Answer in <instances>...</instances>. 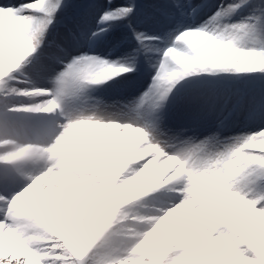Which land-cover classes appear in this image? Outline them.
I'll return each instance as SVG.
<instances>
[{
	"label": "snow or ice",
	"instance_id": "snow-or-ice-1",
	"mask_svg": "<svg viewBox=\"0 0 264 264\" xmlns=\"http://www.w3.org/2000/svg\"><path fill=\"white\" fill-rule=\"evenodd\" d=\"M245 53L264 59V0L0 3V264H264V68ZM141 73L128 119L67 104ZM243 80L258 90L196 87ZM81 130L90 167L64 175L47 154ZM218 166L247 222L173 223L189 178Z\"/></svg>",
	"mask_w": 264,
	"mask_h": 264
},
{
	"label": "clouds",
	"instance_id": "clouds-1",
	"mask_svg": "<svg viewBox=\"0 0 264 264\" xmlns=\"http://www.w3.org/2000/svg\"><path fill=\"white\" fill-rule=\"evenodd\" d=\"M208 44V41L198 40L195 46L204 47ZM237 59L246 68L254 67L257 64L264 68V59L252 57L250 53L242 54ZM76 115L78 113L74 112L73 117ZM88 143L84 130L70 134L47 154V159L52 160L62 174L79 176L81 171L90 167ZM260 146L264 147V142H261ZM216 171L221 173L224 172V169L218 166ZM227 175V172H224L223 175L217 174L213 181H209L203 176L198 180H193L190 177L184 189L187 203L183 207L177 206L172 222H188L193 231L206 225L214 227L217 231H223L220 225L225 219L235 223L247 222L246 216L240 211L243 209V204L239 202V194L231 191V185L225 182ZM118 200L119 196L113 198V205L117 213L120 212ZM200 238L205 239L202 233Z\"/></svg>",
	"mask_w": 264,
	"mask_h": 264
},
{
	"label": "rangeland",
	"instance_id": "rangeland-1",
	"mask_svg": "<svg viewBox=\"0 0 264 264\" xmlns=\"http://www.w3.org/2000/svg\"><path fill=\"white\" fill-rule=\"evenodd\" d=\"M18 2H26V0H18ZM13 3V2H12ZM71 14V9L69 12L64 13L63 16H69ZM62 16V17H63ZM58 28V29H57ZM53 29L49 35V39H53L59 35L62 31L61 27H57ZM233 75L239 76H250L255 75V73H233ZM133 80L132 77L125 80H119L118 83H112V85L103 86V87H95L90 86L89 88L85 89L82 94L77 97L71 98L67 104L72 109H82V110H97L101 114L104 115H115L119 119H128L131 117V113L127 110L125 105L127 102L124 100V97H129V94L126 91H123L120 86L123 84L129 83ZM44 86L43 84H40ZM226 88L222 89L220 93L230 92L233 89H252L256 88L258 90L259 84L254 83L252 81L243 80V81H229L226 83ZM132 98V97H129ZM119 100V104H114V101ZM172 118L175 120L172 116Z\"/></svg>",
	"mask_w": 264,
	"mask_h": 264
},
{
	"label": "bare ground",
	"instance_id": "bare-ground-1",
	"mask_svg": "<svg viewBox=\"0 0 264 264\" xmlns=\"http://www.w3.org/2000/svg\"><path fill=\"white\" fill-rule=\"evenodd\" d=\"M18 0H7V2H13V3H16ZM6 0H0V3H5ZM213 3H219V0H212ZM67 15L63 16L62 17V21L64 19H67ZM206 18V17H205ZM56 37L58 35H55ZM196 75H212L211 73H201V74H193L192 76H189V77H185L184 79H195ZM217 75H233V73H217ZM133 80L129 83H126V84H123V86H120V88L123 90V91H126L128 94H129V97H134V96H138L139 93L141 91H143L144 87L146 86V84L148 83L150 77L146 74V73H141L140 75L138 76H133L132 77ZM113 80H117L119 81L120 78L119 76H116V77H112L110 79H108L107 81H102L100 83H97V84H94V85H91V86H95V87H103V86H108V85H112L113 83ZM183 80L179 81L178 84H177V87H179L180 84H183ZM38 84H43L44 82L43 81H37ZM226 83L228 82H220V83H217V84H209V83H205V84H202V85H197L196 87L197 88H200L202 90H205V91H208V90H216L218 92H220L222 89L226 88ZM228 88V87H227ZM129 97H124V100L126 102H128ZM172 116L176 119L180 118V110L176 107H174L172 109ZM260 127H264V124H260L259 125ZM257 128V124L256 123H249V124H245L244 121H238L236 123V127L234 128L233 132L230 133V134H237L238 132L240 131H244V130H247V131H254L256 130ZM153 203H158L159 201H151Z\"/></svg>",
	"mask_w": 264,
	"mask_h": 264
}]
</instances>
